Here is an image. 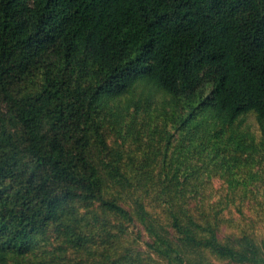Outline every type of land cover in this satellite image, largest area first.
<instances>
[{"label": "trees", "instance_id": "1", "mask_svg": "<svg viewBox=\"0 0 264 264\" xmlns=\"http://www.w3.org/2000/svg\"><path fill=\"white\" fill-rule=\"evenodd\" d=\"M256 5L0 0V264H264Z\"/></svg>", "mask_w": 264, "mask_h": 264}, {"label": "rangeland", "instance_id": "2", "mask_svg": "<svg viewBox=\"0 0 264 264\" xmlns=\"http://www.w3.org/2000/svg\"><path fill=\"white\" fill-rule=\"evenodd\" d=\"M256 7L261 4V0H256ZM253 13V9L250 6H243L238 8V14L237 17L239 19H243L248 17ZM240 128L242 130H250L252 133L255 135L260 134V128L255 120V116L252 114H249L247 116H244L240 120ZM219 190V183L215 182V184L212 185L211 191L216 193ZM264 198L263 196H261ZM249 203V202H247ZM250 204V203H249ZM245 213L246 216L249 217L250 219H255L257 222L256 230L260 238H264V212L262 210L258 211L255 209L253 204L246 205L245 206ZM261 212V213H260ZM217 264H227L226 262H217Z\"/></svg>", "mask_w": 264, "mask_h": 264}]
</instances>
